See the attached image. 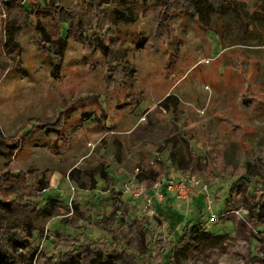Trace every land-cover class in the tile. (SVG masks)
<instances>
[{"label": "rangeland", "instance_id": "obj_1", "mask_svg": "<svg viewBox=\"0 0 264 264\" xmlns=\"http://www.w3.org/2000/svg\"><path fill=\"white\" fill-rule=\"evenodd\" d=\"M26 1L14 45L0 12V227L32 235L15 253L52 264L73 239L141 264H264V0H159L130 24L97 0ZM37 23L65 36L61 57ZM168 172L199 178L211 204L205 191L187 204L134 196ZM49 199L52 216H37ZM198 219L226 250L178 242Z\"/></svg>", "mask_w": 264, "mask_h": 264}, {"label": "trees", "instance_id": "obj_2", "mask_svg": "<svg viewBox=\"0 0 264 264\" xmlns=\"http://www.w3.org/2000/svg\"><path fill=\"white\" fill-rule=\"evenodd\" d=\"M62 1L63 0H59V2ZM157 1L159 0H97L96 5L102 7L101 10L104 13V17L109 19L110 22L114 24H130L137 20V9L143 5L149 6ZM26 2L27 1L22 3L20 0H2L0 12L2 10L8 11V16L10 18L4 29L5 46H9L11 44L14 45L15 33L26 24V21L20 18V16H12L13 12L17 11L18 15L20 12H26L28 14L32 13L33 5L29 3L27 4ZM58 8L61 10L59 13L60 22L67 23V30L71 27L73 28L74 23L71 21L72 18L68 16V12L65 11V7L58 6ZM66 14L67 17H65ZM35 28L42 36L43 42H46L49 46L51 44L54 47L56 54L61 57L66 48L65 36L59 35L58 38L52 39L38 23ZM55 68H58V65H56ZM170 96L171 95H167L163 100L167 102L170 99ZM99 172L104 178L106 173L102 166L99 169ZM15 175L18 176L19 172L15 173ZM153 175V171H151V176ZM68 178L69 180L76 182L80 188H84L85 184L82 183L79 169H77L76 166H73L69 170ZM242 178L247 177L243 176ZM95 184L96 181H91L90 188H94ZM48 186L49 184L47 182L44 183L41 179L38 180L39 190H45ZM166 196H168L167 193ZM166 196L165 198H167ZM11 200H13V198H11ZM55 201L57 200L49 199L48 203L39 209L37 216L45 218L51 217L52 210L50 208ZM0 208H5L6 210L11 211L8 206V201L0 200ZM256 216H258V213ZM197 221L198 222H194L193 224H189L185 227L183 233L178 238V242H183V246L200 244L204 247H218L222 250H226L228 248L229 245L226 240V234H213L206 231L203 229L199 219ZM15 224L16 223L13 221L6 227H0V264H32L34 251H31L26 256L23 255V253H15V250L18 247L28 248L30 245V238L32 236L28 235L30 238L27 236L19 237L17 235L18 233L14 232L15 228H17ZM71 240L75 242L73 248L70 251H63L61 256L54 260L52 264H141L138 258H135L130 253H127L126 250L114 249L112 251H104L101 248L94 247L96 242L88 241L89 243H84L73 239Z\"/></svg>", "mask_w": 264, "mask_h": 264}, {"label": "built area", "instance_id": "obj_3", "mask_svg": "<svg viewBox=\"0 0 264 264\" xmlns=\"http://www.w3.org/2000/svg\"><path fill=\"white\" fill-rule=\"evenodd\" d=\"M22 3L26 0H20ZM128 186V185H127ZM163 188V189H162ZM152 189H154V195L160 201L163 200L166 196V193L172 194L175 200H178L182 203H189V201L195 195H199L200 193H206V198L208 200V205L211 204L212 199L207 195L208 187L201 183L199 178L189 177L188 175L182 176L178 174L173 178H168L165 181H160L159 183L155 182L153 184ZM127 190V187H126ZM141 190V189H140ZM138 190V191H140ZM128 192H133L128 186ZM142 193L143 198L150 204L153 200L154 196H148L147 192H133L134 196H139ZM148 204V205H149ZM234 214L239 216L238 212ZM241 216V215H240ZM243 218V217H241ZM211 219H214V214H212Z\"/></svg>", "mask_w": 264, "mask_h": 264}, {"label": "crops", "instance_id": "obj_4", "mask_svg": "<svg viewBox=\"0 0 264 264\" xmlns=\"http://www.w3.org/2000/svg\"><path fill=\"white\" fill-rule=\"evenodd\" d=\"M152 169V167L151 168H148V167H146V172H145V175H151V170ZM167 173V172H166ZM176 175H178V174H174V173H169L168 172V174H167V179L168 178H173L174 176H176ZM166 179L164 178V180L162 179V181H165ZM163 189V188H162ZM149 194L151 195V196H154L153 197V200H154V203H159L160 202V200L159 199H156L155 198V195H154V189H151L150 191H149ZM167 194H169V193H167ZM172 196V194H169V196H166L167 198H169V199H171V198H173V196ZM157 200H155V199ZM198 198V197H197ZM197 198H195V199H197ZM174 199V198H173ZM194 199V198H193ZM163 201V200H162Z\"/></svg>", "mask_w": 264, "mask_h": 264}]
</instances>
